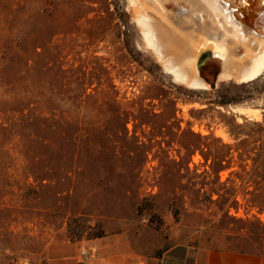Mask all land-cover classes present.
Listing matches in <instances>:
<instances>
[{
  "label": "rangeland",
  "instance_id": "rangeland-1",
  "mask_svg": "<svg viewBox=\"0 0 264 264\" xmlns=\"http://www.w3.org/2000/svg\"><path fill=\"white\" fill-rule=\"evenodd\" d=\"M218 51L201 49L208 87L192 89L130 0H0V264L92 239L140 260L264 255V69L219 81Z\"/></svg>",
  "mask_w": 264,
  "mask_h": 264
},
{
  "label": "bare ground",
  "instance_id": "bare-ground-1",
  "mask_svg": "<svg viewBox=\"0 0 264 264\" xmlns=\"http://www.w3.org/2000/svg\"><path fill=\"white\" fill-rule=\"evenodd\" d=\"M130 3L145 46L163 69L188 88L208 87L198 75V57L209 44L221 53L219 81L247 82L264 69V12L253 16L256 24L249 29L244 26L249 19H240L228 0H130Z\"/></svg>",
  "mask_w": 264,
  "mask_h": 264
},
{
  "label": "crops",
  "instance_id": "crops-1",
  "mask_svg": "<svg viewBox=\"0 0 264 264\" xmlns=\"http://www.w3.org/2000/svg\"><path fill=\"white\" fill-rule=\"evenodd\" d=\"M80 261L85 264H264V255L176 244L153 260H140L133 254L106 246L99 239L52 242L42 252V264H78Z\"/></svg>",
  "mask_w": 264,
  "mask_h": 264
},
{
  "label": "water",
  "instance_id": "water-1",
  "mask_svg": "<svg viewBox=\"0 0 264 264\" xmlns=\"http://www.w3.org/2000/svg\"><path fill=\"white\" fill-rule=\"evenodd\" d=\"M246 1L247 0H244V1L228 0V2H230V5L233 7V9H235L240 19H243L245 16L248 17L249 19H254L255 14H257V12H264L263 11V8H264L263 1L258 2V7H256V9L254 10L249 8V4H247ZM261 3H262V9H261Z\"/></svg>",
  "mask_w": 264,
  "mask_h": 264
},
{
  "label": "trees",
  "instance_id": "trees-1",
  "mask_svg": "<svg viewBox=\"0 0 264 264\" xmlns=\"http://www.w3.org/2000/svg\"><path fill=\"white\" fill-rule=\"evenodd\" d=\"M206 61V60H205ZM205 63V62H204ZM204 63H203V65L202 66H204ZM201 72V71H200ZM212 73V79L214 80V78H215V76H216V74L218 73V70L216 69V71H212L211 72ZM211 87H213V84H211ZM231 102V100H228V101H225V102H221L220 104H227V103H230Z\"/></svg>",
  "mask_w": 264,
  "mask_h": 264
},
{
  "label": "built area",
  "instance_id": "built-area-1",
  "mask_svg": "<svg viewBox=\"0 0 264 264\" xmlns=\"http://www.w3.org/2000/svg\"><path fill=\"white\" fill-rule=\"evenodd\" d=\"M82 255H85V253H84V252H82ZM78 264H85V262H83V261H80V262H78Z\"/></svg>",
  "mask_w": 264,
  "mask_h": 264
}]
</instances>
